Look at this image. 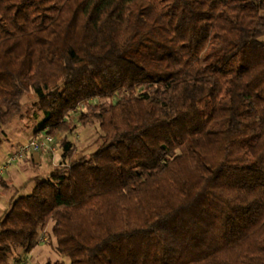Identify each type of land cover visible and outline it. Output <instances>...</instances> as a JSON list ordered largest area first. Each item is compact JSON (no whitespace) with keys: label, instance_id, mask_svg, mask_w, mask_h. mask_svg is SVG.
<instances>
[{"label":"trees","instance_id":"16d2710c","mask_svg":"<svg viewBox=\"0 0 264 264\" xmlns=\"http://www.w3.org/2000/svg\"><path fill=\"white\" fill-rule=\"evenodd\" d=\"M264 0H0V128L35 94L65 164L12 200L0 264H264ZM103 147L72 159L75 111Z\"/></svg>","mask_w":264,"mask_h":264},{"label":"rangeland","instance_id":"374dc122","mask_svg":"<svg viewBox=\"0 0 264 264\" xmlns=\"http://www.w3.org/2000/svg\"><path fill=\"white\" fill-rule=\"evenodd\" d=\"M262 40H264V36ZM36 101L35 94H29L24 100L22 115L16 117L8 125L0 128V166L5 163L17 147L43 132L38 131L36 133L35 131L44 120V113L36 107ZM83 110H86V105L79 107L72 115V120L76 123V128L69 134V138L74 142V148L72 159L68 160L66 164L86 158L103 147V141L101 139L102 131L99 125H84L80 121ZM63 136L64 134L61 133L56 137L57 151L55 154L43 152L31 154L28 156L29 160L26 164L23 162L27 157L16 162L11 167V170L6 169L0 175V203H4L5 205L0 206V219L9 209V204H11L10 202L12 200L21 194L31 192L35 184V178L40 176L41 178L47 179L51 175V172L43 173L41 170L39 171V168L35 164H30V160L33 158L32 156L46 157L51 162L49 169L51 171L65 165L61 164L63 151L60 147V140ZM51 226L52 224L46 230L40 232L39 244L32 253L26 254L23 249H16L11 256L12 260L20 264H44L47 261L55 262L57 260L69 262L68 257L58 253L57 241L52 235Z\"/></svg>","mask_w":264,"mask_h":264},{"label":"built area","instance_id":"2783aa9c","mask_svg":"<svg viewBox=\"0 0 264 264\" xmlns=\"http://www.w3.org/2000/svg\"><path fill=\"white\" fill-rule=\"evenodd\" d=\"M56 151V138L46 131H43L39 133L38 136H35L17 147L11 153L5 163L0 166V175H2L6 169H10L16 162L23 160L31 154H39L41 152L55 154Z\"/></svg>","mask_w":264,"mask_h":264},{"label":"crops","instance_id":"0c3cea01","mask_svg":"<svg viewBox=\"0 0 264 264\" xmlns=\"http://www.w3.org/2000/svg\"><path fill=\"white\" fill-rule=\"evenodd\" d=\"M36 131V130H35ZM32 134H33V132H32ZM33 158H32V160H30L31 162H30V164H35V166L36 167H38L39 168V171L41 170L43 173H45V172H52L51 170H49L50 169V167H51V162L50 161H48V159L46 158V157H43V156H32ZM28 160H29V157H27L26 158V160H24V162L23 163H27L28 162ZM9 170H11V168L9 169ZM55 170V169H54ZM41 172V173H42ZM13 175V174H12ZM3 177V176H2ZM40 177V176H39ZM11 203V202H10ZM4 205V203H0V206L2 207ZM5 206V205H4ZM9 206H10V204H9Z\"/></svg>","mask_w":264,"mask_h":264}]
</instances>
